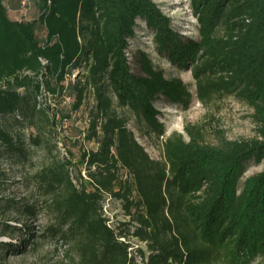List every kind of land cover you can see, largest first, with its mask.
I'll return each instance as SVG.
<instances>
[{"label":"trees","instance_id":"trees-1","mask_svg":"<svg viewBox=\"0 0 264 264\" xmlns=\"http://www.w3.org/2000/svg\"><path fill=\"white\" fill-rule=\"evenodd\" d=\"M191 7L196 37L184 39L151 0H0V154L25 160L26 147L43 149L46 163L33 184L65 227L68 264H264V170L240 184L246 161L264 162V0H191ZM137 19L152 30L160 53L189 67L199 103L232 96L251 107L258 138L215 149L192 135L189 142L165 136L153 101L187 105L191 95L144 55L143 76L130 71L124 50ZM64 97L69 110L55 105ZM83 107L87 127L78 134L92 146H80L77 163L71 151L58 159L56 145L49 146L58 124ZM25 123L32 131L26 142L15 132ZM129 123L159 145L157 160ZM6 180L0 169V215L16 210L13 216L34 221L33 205L4 199ZM105 199L119 201L128 221L105 218ZM3 222L0 238L27 239L18 247L0 242V264L5 253L36 245L26 223L15 233Z\"/></svg>","mask_w":264,"mask_h":264},{"label":"rangeland","instance_id":"rangeland-1","mask_svg":"<svg viewBox=\"0 0 264 264\" xmlns=\"http://www.w3.org/2000/svg\"><path fill=\"white\" fill-rule=\"evenodd\" d=\"M161 10L162 14L170 20V27L184 39H194L196 37V16L193 14L191 0H151ZM10 4V3H9ZM124 55L128 61L130 71L135 76H143L140 68L139 59L144 55L156 71H161L167 80L178 79L188 89L191 99L187 105L174 104L163 96H158L153 101V105L158 113L157 118L162 123L165 136L179 134L185 142H189L194 137V143L201 147L225 149L230 142L247 141L258 138V124L253 118V109L245 103L232 96L218 97L209 104L202 105L196 99L194 80L189 71V67H179L176 63L169 60L167 53H160L153 38L151 29L145 26L141 19L136 20L133 37L127 39ZM75 74V73H74ZM74 79V75L71 76ZM50 97H39L37 101L42 104L51 102ZM89 100L88 105L91 104ZM71 99L64 97L58 105L59 109L69 110ZM51 107L53 103L51 102ZM128 117V114H125ZM87 107H83L80 113L73 117L69 122L58 124L54 140L49 146L56 145L53 155L58 159L67 157L66 151H71L77 163L79 148L86 145L88 148L92 144L83 143L82 137L78 132L87 127ZM127 128L134 134L137 143L144 149L145 153L153 160L159 158L158 144L147 141L136 130L133 124H127ZM188 128V132L186 129ZM15 132L20 134L22 140L26 142L27 135L32 133L31 129L22 124ZM192 135V136H191ZM157 145V146H156ZM28 156L25 160L15 159L10 154H0V169L6 172L7 180L2 186L4 199H12L10 205L28 204L33 205L38 211V216L32 222H25L24 218L13 216L16 210H10L9 216H1L0 222L10 226H16L23 231L25 225L32 229L35 237V246H28L26 252L21 254L19 251L5 253L3 259L5 264H68L69 255L67 246L61 238V233L65 227L60 226L56 214L48 208L49 202L42 196L41 190L33 184L32 176L46 163V157L42 148L26 147ZM243 173L240 184L255 174L264 170V162L256 163L248 160L243 165ZM81 174L84 176V172ZM2 204H0L1 212ZM102 213L110 222H124L128 218L124 216L121 204L117 200L105 199L102 202ZM7 217V218H6ZM24 223H26L24 225ZM54 230V232H53ZM13 239L0 238V242H11L19 246L20 239L26 240L22 235L17 238V234H12ZM129 241L140 247L148 255L146 245L138 242L135 238L128 237ZM140 264V258L136 259ZM250 264H260V259H256Z\"/></svg>","mask_w":264,"mask_h":264}]
</instances>
